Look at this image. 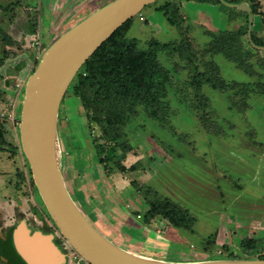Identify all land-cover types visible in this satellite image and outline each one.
<instances>
[{
	"label": "rangeland",
	"instance_id": "rangeland-1",
	"mask_svg": "<svg viewBox=\"0 0 264 264\" xmlns=\"http://www.w3.org/2000/svg\"><path fill=\"white\" fill-rule=\"evenodd\" d=\"M111 1L0 0V55H9L0 63V264H34L13 239L24 226L34 232L30 237L55 235L65 264H76L39 198L18 124L26 81L43 52ZM221 1L245 2L255 17L249 23ZM163 6L177 26L159 10ZM240 27L247 35H237ZM249 27L250 38L264 47V0H158L130 19L123 31L140 47L151 40L172 47L182 42L189 58L158 53L172 80L164 99L168 116L158 122L140 113L128 122L126 172L108 174L99 163V128L66 92L56 122L58 169L78 209L120 249L172 263L264 256V50L251 46ZM197 74L206 80L200 104L192 87ZM149 201L185 213L194 220L191 229H176L160 217L145 222ZM247 240L254 246L243 251Z\"/></svg>",
	"mask_w": 264,
	"mask_h": 264
},
{
	"label": "water",
	"instance_id": "water-1",
	"mask_svg": "<svg viewBox=\"0 0 264 264\" xmlns=\"http://www.w3.org/2000/svg\"><path fill=\"white\" fill-rule=\"evenodd\" d=\"M156 1L113 0L94 11L61 34L43 52L35 70L28 77L18 129L21 151L39 198L58 233L87 264H264V259L172 263L133 255L101 235L78 209L65 188L50 146L51 136L55 137L58 145L56 122L61 102L71 82L94 52L123 24ZM223 4L246 13L249 23L252 22L247 3ZM250 32L249 27L251 46L264 50V47L251 42ZM40 239L39 235L28 236L25 229L14 235L18 251L20 247L24 248L26 257L34 264H55L53 260L59 256L58 251L49 241L42 242Z\"/></svg>",
	"mask_w": 264,
	"mask_h": 264
},
{
	"label": "trees",
	"instance_id": "trees-1",
	"mask_svg": "<svg viewBox=\"0 0 264 264\" xmlns=\"http://www.w3.org/2000/svg\"><path fill=\"white\" fill-rule=\"evenodd\" d=\"M249 7L255 16L252 6L249 5ZM165 8L167 7L163 6L159 10H163V15L171 25L177 26V20L173 19V14L168 17ZM242 15L248 19L247 14L242 13ZM129 24L130 20L116 30L94 52L67 90L79 99L89 122L99 128L98 139L102 143H95L94 151L99 158V163L104 166L108 174L113 171L123 173L127 170L121 164L130 151L129 146L123 140L124 129L133 117L143 113L154 121L164 122L167 119L168 106L164 99L168 93L167 85L171 86L172 80L167 70L161 65L158 53L170 51L178 54L179 59L183 61L189 58L187 48L182 42L172 47V44H161L151 40L146 48L140 47L136 39H129L123 31ZM241 29L242 27L237 31V35H247V29L245 32ZM228 37L231 39L227 33L226 38ZM254 39L251 36V42L259 46L260 43H256ZM8 56L2 50L0 63L4 62ZM205 83L204 74L195 75L192 81L198 104L204 99L203 94L201 95V86ZM3 146L4 141L0 128V149H3ZM24 161L26 163L25 159ZM148 205L149 210L144 217L145 222L160 217L176 229L187 231L191 229L194 220L187 218L185 213L172 208L169 203L149 201ZM251 245L254 246L253 241H243L241 248L246 251V248ZM247 258L250 259L249 256ZM227 259L240 260L242 258L230 256ZM256 259L263 260L264 256Z\"/></svg>",
	"mask_w": 264,
	"mask_h": 264
},
{
	"label": "crops",
	"instance_id": "crops-1",
	"mask_svg": "<svg viewBox=\"0 0 264 264\" xmlns=\"http://www.w3.org/2000/svg\"><path fill=\"white\" fill-rule=\"evenodd\" d=\"M97 9H95V10H93V11H91L90 12V14L91 13H93L94 11H96ZM246 14V13H245ZM89 15V14H88ZM87 15V16H88ZM86 16V17H87ZM255 16H253L252 17V19L254 18ZM261 18H262V16H260ZM10 176H12L11 174H10ZM13 178V177H12ZM2 209H0V214L2 215V216H4L3 215V212L1 211ZM23 229H25L26 231H27V234H28V236H30V234L33 232V231H31L29 228L27 229L25 226L24 227H18L16 230H15V233L13 234V239H14V235H16L20 230L22 231ZM34 233V232H33ZM39 234H42V233H39ZM33 236H36V235H34V234H32ZM44 235V234H43ZM5 237H7V236H5ZM4 237V238H5ZM44 237H49V242H50V244H52V245H54V248H55V246H57V245H59V243L57 244V242L58 241H56V236L54 235V236H52V234H50V235H44ZM56 242H55V241ZM56 249V248H55ZM57 250V249H56ZM57 251H59V247H58V250ZM59 253V256H57L54 260H53V262L55 263V264H65V260H66V255L65 254H63V255H61V253L60 252H58Z\"/></svg>",
	"mask_w": 264,
	"mask_h": 264
},
{
	"label": "bare ground",
	"instance_id": "bare-ground-1",
	"mask_svg": "<svg viewBox=\"0 0 264 264\" xmlns=\"http://www.w3.org/2000/svg\"><path fill=\"white\" fill-rule=\"evenodd\" d=\"M51 143H50V146H51V150H52V154L53 156L55 157V159L58 158V155H59V149H58V145H57V142L55 140V137L54 136H51ZM40 240H46V241H49V237H44L43 234H40ZM43 242V241H42Z\"/></svg>",
	"mask_w": 264,
	"mask_h": 264
},
{
	"label": "built area",
	"instance_id": "built-area-1",
	"mask_svg": "<svg viewBox=\"0 0 264 264\" xmlns=\"http://www.w3.org/2000/svg\"><path fill=\"white\" fill-rule=\"evenodd\" d=\"M73 260H75L76 264H82L85 262L81 257H79L77 254L74 255Z\"/></svg>",
	"mask_w": 264,
	"mask_h": 264
}]
</instances>
